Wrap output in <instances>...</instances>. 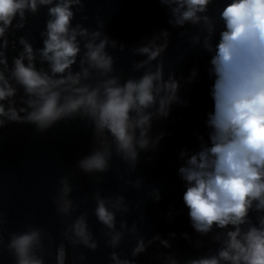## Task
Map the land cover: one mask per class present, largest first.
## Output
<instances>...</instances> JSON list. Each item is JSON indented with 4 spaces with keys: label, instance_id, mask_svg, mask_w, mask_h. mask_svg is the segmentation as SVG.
Listing matches in <instances>:
<instances>
[{
    "label": "clouds",
    "instance_id": "clouds-1",
    "mask_svg": "<svg viewBox=\"0 0 264 264\" xmlns=\"http://www.w3.org/2000/svg\"><path fill=\"white\" fill-rule=\"evenodd\" d=\"M158 3L167 7V23L181 29L177 36L186 41L185 50L199 44L210 54L207 143L187 155L182 150L184 161L176 171L184 182L181 199L191 228L202 237L214 227L221 230L211 237L218 246L184 259L161 251L159 246L172 248L169 239L159 233L145 239L135 223L126 228L123 219L117 221L128 211L123 195H102L93 187L83 197L93 206L77 213L82 201L71 196L69 176L60 175L51 196L61 219L59 239L34 222L9 231L0 213V256L9 264H87L84 250L98 247L89 214L109 249L106 264H137L135 258L155 241L148 264H264V0H222L219 6L214 0ZM44 6L42 47L34 49L27 33L17 31ZM83 7L82 0H0V128L27 123L42 133L61 121H84L90 146L74 166L98 182L113 158L127 166L125 174L134 170L138 149L154 147L159 139L149 137L153 118L167 117L170 105L182 101L180 80L164 56L168 29L133 49L143 59L125 74L108 51L116 42L102 31L103 21L97 19L95 28L74 22ZM195 75L193 68L189 81ZM115 174L124 185H140L139 178L121 176L119 168ZM152 194L160 199L157 190ZM125 240L131 244L127 255L119 251Z\"/></svg>",
    "mask_w": 264,
    "mask_h": 264
}]
</instances>
